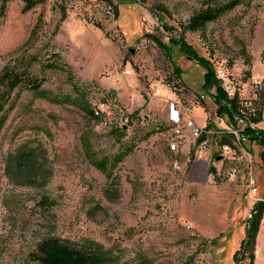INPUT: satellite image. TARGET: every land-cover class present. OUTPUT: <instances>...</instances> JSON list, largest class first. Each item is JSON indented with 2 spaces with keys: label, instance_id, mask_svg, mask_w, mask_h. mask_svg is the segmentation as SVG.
Returning <instances> with one entry per match:
<instances>
[{
  "label": "rangeland",
  "instance_id": "obj_1",
  "mask_svg": "<svg viewBox=\"0 0 264 264\" xmlns=\"http://www.w3.org/2000/svg\"><path fill=\"white\" fill-rule=\"evenodd\" d=\"M208 1L229 0H44L30 10L24 0L7 2L0 15V73L27 71L64 101L20 86L0 87V117H8L0 133V264H38L31 252L48 237L97 241L126 263L147 258L153 264H235L250 200L232 224L235 200L223 210L214 206V198L200 189L209 186L208 180L202 186L191 182L183 155L169 151L166 140L152 138L158 125L137 129V113L117 104L111 93L118 72L153 67L162 75L157 87L170 98L162 83L171 84V75L179 74L148 34L170 44ZM183 34L217 72L230 75L239 97L261 112L257 127L264 130V0H245L204 29ZM170 46L183 81L198 94L208 92L204 66ZM84 102L98 118L86 113ZM208 110L218 115L217 107ZM229 140L239 156L225 161L224 169L237 166V177L223 181L210 171L209 177L219 185L241 179L240 188L250 193L252 161L242 157L248 139L233 135ZM255 145L257 153L261 146ZM19 148L37 152L35 185L17 183L8 174ZM104 157L109 175L94 163ZM254 176L264 187V177ZM44 196L52 203L40 204ZM256 257L254 264H264V239Z\"/></svg>",
  "mask_w": 264,
  "mask_h": 264
},
{
  "label": "trees",
  "instance_id": "obj_2",
  "mask_svg": "<svg viewBox=\"0 0 264 264\" xmlns=\"http://www.w3.org/2000/svg\"><path fill=\"white\" fill-rule=\"evenodd\" d=\"M9 0H3L0 15L3 14L6 4ZM145 4L147 0H138ZM245 0H229L225 3L207 2L196 11L186 23L182 24V31L178 37H170V44H175L188 58L195 60L197 63L202 64L205 68L203 87L210 91L212 87H216V94L214 95L216 104L218 105L217 112L219 115L228 114L231 117L234 115H247V109L244 107L243 100L236 95L230 98L224 91L220 79L213 64L200 56L192 46L186 42L184 37L185 30H202L209 22L219 19L225 12L234 9ZM25 10H30L36 5L44 2V0H24ZM159 12V9H156ZM162 20V19H160ZM166 26V25H164ZM150 39L155 40L158 45L165 49L171 58V46L169 43L163 41L157 35L148 34ZM55 65V63H54ZM53 66V64H52ZM178 72L180 69L176 67ZM23 87L33 90L38 96L48 98L53 101H64L54 95H51L46 90L42 89V80L36 75L29 74L27 71H13L6 68L5 71L0 73V87L4 91L14 90L16 87ZM16 106L14 103L11 108ZM81 107L86 113L91 114L92 117L98 118L99 113L92 109L87 102L81 104ZM7 115L0 117V133L7 121ZM261 112H258L257 121H261ZM160 125H158L159 127ZM234 134H224L222 142H230L228 136ZM244 137H250L258 140L264 146V131L259 128L247 127L244 130ZM205 138L203 135L198 142ZM128 149L115 157L114 164H117L126 155ZM94 163L101 170L109 175L107 159L100 158L95 160ZM8 174L20 184L35 185L36 178L39 172L38 155L34 148L26 149L19 148L13 156L9 165H7ZM42 205H49L52 201L49 197H42L39 201ZM264 217V199L257 200L251 210L250 217L246 220V237L243 239L240 248L234 254L235 264H241L245 258H249V264H254L256 256L257 234ZM31 258L38 262V264H153L149 259L143 258L139 261L126 263L121 262L116 255L110 252L102 243L92 240H87L81 243H75L69 240L61 239L59 237H48L41 240L35 250L31 252Z\"/></svg>",
  "mask_w": 264,
  "mask_h": 264
},
{
  "label": "crops",
  "instance_id": "obj_3",
  "mask_svg": "<svg viewBox=\"0 0 264 264\" xmlns=\"http://www.w3.org/2000/svg\"><path fill=\"white\" fill-rule=\"evenodd\" d=\"M173 48L174 47L171 46L170 59L171 62L180 69L177 73L179 74L184 89H177L172 100L167 98L168 95H163V91L160 94L155 93L154 90L157 85L161 83L160 79L162 78V75L160 71H156L153 67H146L144 69L140 67V69L137 70V73L132 69V72L129 75H126L123 72H118L117 75L120 76L119 83H116V87L111 90V93L117 101V104L126 106L133 112L137 113V121H135L137 122V129L148 128L149 131L153 130L157 125L160 124L165 127L182 124L186 136L182 142L180 153L184 157L183 160L185 165H190L189 177L191 182L200 184L202 186V184H204V182L208 180L209 186L206 187L203 185V188L200 187L201 193L205 195V197L207 195L213 197V201H215L214 206L220 207L222 210L224 204H227V201H229V199H232L231 201L235 200L233 210L234 217L232 218L233 224L234 218L237 217L238 214L240 215V210L247 207V199L250 200L249 212L248 214L246 213L245 216L247 215V217H250L251 210L254 203L256 202V199L264 197V187H259L257 195L260 197H257L254 200V197L256 195H251L250 193L245 192L243 188H240L243 187L241 185V179L236 180L234 184L219 185L215 183V181L213 180V176L209 177V171L211 170V167L216 166L217 172L215 174V178L218 177L224 181V179L222 178V172L224 169L223 163H225V161L227 160H230V158L236 159L239 155L237 154L236 149H233L231 154L228 156L222 153L221 146L223 143L220 145L218 142V138H222L223 135L219 134H217L216 137L213 134L209 135L210 143L207 149H200L199 147H196L195 141L191 138L192 128L187 125V121L190 118L194 119L195 122L200 125H205L208 118H214L216 127L218 128H222L227 123L222 118L223 115H219L218 112V115H211L212 112L208 110V108L211 110V108L214 107H217L218 109L215 98L209 94V91L198 94L183 81L180 75L182 72L181 67L179 66V64H177V61L173 58L172 55ZM110 79L116 82L113 77H110ZM153 82L156 84L155 86H153ZM162 84H165L170 89V84ZM202 94L206 95L205 99L203 100L200 99V95ZM143 119L149 120L150 124L148 127H143L141 125ZM259 129L263 130L262 128ZM246 138L248 139V142H244V147L246 150L244 151L242 157L244 159L245 156H248V158L252 161V166L249 167V177L253 175V177L255 178L254 175L256 174L264 177V146L256 139H252L250 137ZM255 144H259L261 146V148H258L257 153L253 152L254 147L256 146ZM213 159H215V162L213 163L214 165H212ZM210 173L212 172L210 171ZM242 176L243 174L238 178ZM230 181H233V179ZM255 181L257 183V180ZM222 215L225 216V214H221V216ZM226 217L227 216L222 218L225 220ZM223 224L224 222L222 223V225ZM263 239L264 217L257 234V245L255 252L256 254L259 244H263ZM255 261H257L256 256ZM255 261L254 263H256Z\"/></svg>",
  "mask_w": 264,
  "mask_h": 264
},
{
  "label": "built area",
  "instance_id": "obj_4",
  "mask_svg": "<svg viewBox=\"0 0 264 264\" xmlns=\"http://www.w3.org/2000/svg\"><path fill=\"white\" fill-rule=\"evenodd\" d=\"M122 72L126 75H129L131 74L132 69L126 68ZM217 76L220 79V83L224 91L227 93V95L230 98H232V95H236L235 83L231 79L230 75L225 70L220 69L217 72ZM114 78L116 80H119L120 76L116 75ZM170 79L171 81L169 80V82L171 83L170 84L171 96L169 99L172 100L175 94V91L177 89L183 90L184 87L178 75L172 74ZM260 84H261L260 81L256 83L255 85L256 91L261 89ZM154 91L156 94H160L162 92L160 87H156ZM209 94L214 97V95L216 94V87H212L209 91ZM205 97H206L205 94L200 95L201 100L205 99ZM243 104H244V107H246L247 109V116H240V115H237L236 113L234 117H231L230 115L225 114L222 116V118L225 120L227 124L223 127L221 126L222 128H218V127L215 128L216 124H215L214 118H208L205 125L197 124L194 119L190 118L187 121V125L192 128L191 138L195 141L197 147H199L200 149H207L210 143L209 135H212V134L213 135L215 134H219V135L234 134V136L241 135L242 138H246L244 137V130L247 127L258 128L257 127L259 123V121H257L258 113L255 111V108L251 105V103H249V101L243 100ZM100 110H102V108H100ZM141 125L143 127H148L149 120L143 119ZM203 135H205V138L201 142H198L199 139ZM185 136L186 135L183 130L182 124L173 125L171 127H165L162 124H160V130H155V132L152 135V138L154 140H158V139L166 140L169 151L177 154L181 152V145H182V142ZM221 149H222V153H224L226 156L230 155L231 152L233 151V148L230 146V144L225 143V142L222 144ZM238 173H239V170L237 166H229L228 168L223 169L222 178L224 180H231L235 178ZM249 187H250L251 195H257L259 191V187L256 185V181L253 175L250 176ZM260 199L263 200L264 198H257L256 201Z\"/></svg>",
  "mask_w": 264,
  "mask_h": 264
},
{
  "label": "water",
  "instance_id": "obj_5",
  "mask_svg": "<svg viewBox=\"0 0 264 264\" xmlns=\"http://www.w3.org/2000/svg\"><path fill=\"white\" fill-rule=\"evenodd\" d=\"M210 171H211L213 174H216V172H217V168H216L215 166H212ZM213 180H214V177H213Z\"/></svg>",
  "mask_w": 264,
  "mask_h": 264
},
{
  "label": "bare ground",
  "instance_id": "obj_6",
  "mask_svg": "<svg viewBox=\"0 0 264 264\" xmlns=\"http://www.w3.org/2000/svg\"><path fill=\"white\" fill-rule=\"evenodd\" d=\"M232 96H234V95H232ZM240 116H247V115H240ZM158 129L160 130V126L158 127Z\"/></svg>",
  "mask_w": 264,
  "mask_h": 264
}]
</instances>
